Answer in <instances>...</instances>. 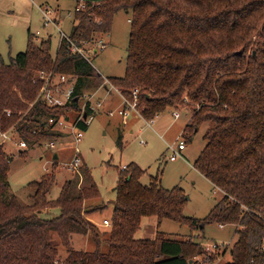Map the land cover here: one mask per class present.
Here are the masks:
<instances>
[{
  "label": "trees",
  "instance_id": "16d2710c",
  "mask_svg": "<svg viewBox=\"0 0 264 264\" xmlns=\"http://www.w3.org/2000/svg\"><path fill=\"white\" fill-rule=\"evenodd\" d=\"M73 1L84 5L74 12L68 36L77 42L109 33L115 13L131 10L125 72L108 80L127 97L139 91L146 120L166 110L189 109L184 143L210 125L193 168L220 189L222 198L204 219L185 217L188 198L181 188L164 189L161 173L144 186V172L129 164L117 174L111 228L104 241L108 249L103 251L99 228L84 216L93 209L89 202L100 197L89 169L84 164L79 169L80 188L67 180L50 200L54 160L51 173L27 184L30 204H23L10 191L9 157L0 144V264H195L199 256L213 263L214 256L192 238L157 232L152 239H136L143 218L173 221L190 233L207 225H235L238 239L226 264H264V0ZM32 39L28 31L25 51L8 63L0 59V134L13 130L29 145L63 138L62 132L46 128L45 121L79 110L77 103L49 108L36 102L37 72L72 76L76 94L96 90L104 81L70 51L66 40L52 55L49 38ZM46 210L58 215L44 218ZM53 234L68 248L66 259L57 263ZM74 234L89 236L93 250L70 249Z\"/></svg>",
  "mask_w": 264,
  "mask_h": 264
},
{
  "label": "rangeland",
  "instance_id": "374dc122",
  "mask_svg": "<svg viewBox=\"0 0 264 264\" xmlns=\"http://www.w3.org/2000/svg\"><path fill=\"white\" fill-rule=\"evenodd\" d=\"M41 2L40 0H33V2L0 0V59L4 63L9 62V57H15L18 53L25 51L28 29L33 36L34 43L46 39L48 35L52 36V55H55L60 41L58 29L65 34L70 32L68 29L74 18L66 16L73 14L74 8L80 4H75L73 0H51V6L57 10L58 4V12H63L64 16L63 23H61L62 20L58 21L60 24L57 29L52 24L43 26V16L37 11V6ZM131 16V10H118L113 17L110 32L97 38L105 41L104 49L89 55L91 66L103 79L121 78L124 75ZM51 18H54V15H51ZM37 31L38 35H36ZM86 92L92 93L94 90ZM100 94L103 98V91H100ZM110 96L117 97L120 101L119 106L112 110L119 109L122 105L120 95L112 93ZM125 97L130 98V95ZM104 112L105 110L101 109L95 115L87 130L83 132L80 143L73 144L75 133H62L63 137L68 135L69 137L59 140L57 148L51 152L45 148L44 143L32 144L27 149L20 150L12 142H18L16 136L11 135L10 139L0 138V144L9 157L8 181L11 193L16 195L23 204H30L31 189L27 187V184L39 180L46 173H51L54 152L59 155V159L52 173L55 176V183L48 199H56L62 185L67 180L73 181L75 190L80 188L81 172L70 171L67 167V163L74 154V149L78 148L82 164L89 169L100 194L98 199L89 202L93 209L90 210V214L85 213L84 216L99 228L103 251L108 249L104 241L108 238L111 228L112 202L115 199L117 174L129 164L137 165L144 172L140 178V183L144 186L149 184L150 177L161 173L160 185L164 189L181 188L188 198L183 210L185 217L195 219L207 217L214 205L222 198V194L217 192L210 182L193 168V163L206 144L202 136L210 125L205 124L200 127L193 140L185 143L182 154L186 159L178 158L175 162H170L168 160L171 155L169 147L176 146L180 140H183L181 129L186 116L190 115L189 109H178L177 112L181 118L177 120L172 118L171 110H166L155 119L153 128H148L144 124V118L136 116L138 119L130 127L129 118L124 124L117 115L109 117ZM71 118H73L72 114ZM119 136L122 137L121 146L117 144ZM20 151L26 153L22 154ZM56 215H58L57 210H46L42 214L44 218ZM104 219L109 220L110 226L102 225ZM218 226L217 224L207 225L202 231L190 233L185 225L169 220L158 223L157 219L148 218L143 220L137 234L141 236L145 234L144 237L148 239L155 237L157 232L175 239L192 238V241L203 246L207 254L214 256L213 263L208 259L205 260L204 256H199L194 259L195 264H226L231 261L230 250L238 239L235 230L239 227L225 225L219 228ZM52 237L53 243L58 248L56 263L64 261L68 255V248L61 244L56 234ZM212 244L219 245V247L206 251L207 246L211 248ZM69 248L77 251L93 250L94 244L89 236L74 234L71 236ZM222 253H224L223 256Z\"/></svg>",
  "mask_w": 264,
  "mask_h": 264
},
{
  "label": "built area",
  "instance_id": "2783aa9c",
  "mask_svg": "<svg viewBox=\"0 0 264 264\" xmlns=\"http://www.w3.org/2000/svg\"><path fill=\"white\" fill-rule=\"evenodd\" d=\"M82 8H84V5L80 4L78 7L74 8L73 14L71 13L67 15V17L74 18V12ZM38 9L40 10L41 15L43 16V26L46 27L49 24H52L58 29L59 24L56 22V20L51 18V15H54L56 10L49 5L38 7ZM58 33L60 36V40H66L68 42L70 51L83 57L84 60L87 61L89 64H91V59L89 55L104 49L105 46V41L103 39H93L90 41L77 42L75 40H70L69 37L61 29H58ZM38 34L39 32H36V35ZM35 79L39 85L38 94L35 99L36 102L46 105L49 108L72 106L74 103H77L79 105V110L77 112L72 113L73 118H71V116L59 119L50 118L45 121V127L48 129L58 130L66 134L75 133V135L73 136V144L77 145L81 142L84 132L83 127H88L93 121L95 115L101 109H104V103L106 102V98L112 95V93H117L118 95H120L122 105L117 110H108L106 114L109 117L117 115L124 124H126L128 118L132 114L143 119V106L139 103V91L137 89H134L130 92V98H126L115 86H113V84L108 79L104 78V84L94 90V92H82L81 94H76V80L73 79V77L70 75L40 71L35 74ZM100 91H103L104 93L103 98L100 94ZM177 111L178 110H175L172 113L174 119H178L180 117ZM6 115L10 116V112L6 111ZM155 118L150 120L143 119L144 124L148 128H153ZM80 125L82 127H80ZM11 135H14L18 138V142H12L16 144L20 150L28 148V142L21 139L13 130L0 134V138L10 139L9 136ZM68 137L69 135L61 139H67ZM59 140H44L37 144L44 143L45 148L47 150L53 151L57 148ZM169 148L171 155L168 157V160L170 162H175L178 158L184 159L182 151L185 149V143L183 140H180L176 146H172ZM79 154L80 152L78 148H75L74 154L72 155L70 162L67 163V167L70 171L77 173L79 172V169L82 165V160L79 157ZM125 169L126 167H123V170ZM214 189L217 192H221L220 189H218L217 187H214ZM102 225L105 227L110 226L109 220L104 219L102 221ZM218 227L223 228L222 225H219ZM218 247L219 245L212 244L211 248L207 246L206 251L210 249H217ZM262 250L264 251V247L262 248Z\"/></svg>",
  "mask_w": 264,
  "mask_h": 264
},
{
  "label": "crops",
  "instance_id": "0c3cea01",
  "mask_svg": "<svg viewBox=\"0 0 264 264\" xmlns=\"http://www.w3.org/2000/svg\"><path fill=\"white\" fill-rule=\"evenodd\" d=\"M24 1H26V0H24ZM28 1H30V2H33V0H28ZM40 1H42L41 2V4L39 5V6H37V11L39 12V14L41 15V12H40V10L38 9V7H43L44 5H49V6H51V0H40ZM58 1V0H57ZM76 4V3H75ZM52 7V6H51ZM53 8V7H52ZM57 10H56V12H55V14H54V20H56V22L58 23V24H60L58 21H61V23H63L64 22V16H63V12H58V4H57V8H56ZM42 16V15H41ZM67 17V16H66ZM68 18V17H67ZM67 27H69V25H67ZM72 27H73V20H72V25L70 24V27H69V33H66V34H68L67 36H69V34L71 33V30H72ZM30 32V30L28 29L27 30V32ZM38 32V31H37ZM47 38H49L50 40H51V38H52V36L51 35H48V37ZM46 38V39H47ZM61 41V40H60ZM60 41H59V43H60ZM59 46V45H58ZM119 104H120V101L118 100V98L116 97H114V96H110L109 98H106V102H105V105H104V110H105V114H106V112L108 111V110H112V109H115L116 107H118L119 106ZM188 110V109H187ZM175 111V110H174ZM173 110H171V116H172V113L174 112ZM190 111V110H189ZM159 116V115H158ZM158 116H156V118L158 117ZM190 117H191V112H190V115H187L186 116V121H185V123H184V125H183V127H182V129H181V131L184 129V127H185V125H186V123L188 122V120L190 119ZM155 118V119H156ZM172 118H173V116H172ZM181 117H179L178 119H180ZM136 119H138L137 117H136V115H134V114H132L130 117H129V124H130V127L133 125V122L134 121H136ZM174 119V118H173ZM174 120H177V119H174ZM23 151H20V153H22ZM51 152V151H50ZM57 155L58 156V159H59V155L56 153V152H54L52 155L54 156V155ZM53 158V157H52ZM197 158V157H196ZM57 159V160H58ZM184 159H186L185 157H184ZM211 184V183H210ZM145 219H148V218H143L142 219V222H143V220H145ZM145 223V222H144ZM141 229V228H140ZM144 236H145V234H144ZM144 236H141V234H137L136 233V235H135V238L136 239H144V238H147V237H144ZM87 238V237H86ZM152 238H154V237H152Z\"/></svg>",
  "mask_w": 264,
  "mask_h": 264
},
{
  "label": "water",
  "instance_id": "95a60500",
  "mask_svg": "<svg viewBox=\"0 0 264 264\" xmlns=\"http://www.w3.org/2000/svg\"><path fill=\"white\" fill-rule=\"evenodd\" d=\"M58 159V156L55 154L54 156H53V160H57ZM190 264H191V262H190Z\"/></svg>",
  "mask_w": 264,
  "mask_h": 264
}]
</instances>
